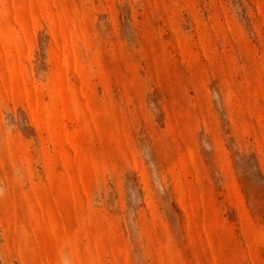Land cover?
Listing matches in <instances>:
<instances>
[{
	"label": "rangeland",
	"instance_id": "374dc122",
	"mask_svg": "<svg viewBox=\"0 0 264 264\" xmlns=\"http://www.w3.org/2000/svg\"><path fill=\"white\" fill-rule=\"evenodd\" d=\"M0 264H264V0H0Z\"/></svg>",
	"mask_w": 264,
	"mask_h": 264
}]
</instances>
